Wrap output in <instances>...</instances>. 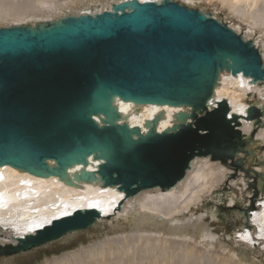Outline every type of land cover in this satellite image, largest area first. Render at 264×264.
Instances as JSON below:
<instances>
[{
	"label": "water",
	"instance_id": "95a60500",
	"mask_svg": "<svg viewBox=\"0 0 264 264\" xmlns=\"http://www.w3.org/2000/svg\"><path fill=\"white\" fill-rule=\"evenodd\" d=\"M222 71L264 82V62L252 40L210 12L175 0H123L94 14L0 27V166L57 176L69 185L115 186L125 199L174 187L195 157H208L230 170L212 192L217 220L233 209L247 219L264 198V170L252 168L259 160L253 148H263L255 133L264 109L252 103L233 114L220 100L209 110ZM116 98L187 111L174 114V125L161 132L159 113L144 122L143 132L122 120ZM240 119L252 123L249 133L238 129ZM90 156L101 161L96 171L86 168ZM76 164L82 168L70 177L68 168ZM240 172L248 202L225 207L229 180ZM97 212L76 209L52 219L15 238L16 244H0V256L30 253L85 231Z\"/></svg>",
	"mask_w": 264,
	"mask_h": 264
},
{
	"label": "bare ground",
	"instance_id": "6f19581e",
	"mask_svg": "<svg viewBox=\"0 0 264 264\" xmlns=\"http://www.w3.org/2000/svg\"><path fill=\"white\" fill-rule=\"evenodd\" d=\"M121 1L123 0H0V27L34 25L70 14H94L109 10L111 4ZM175 1L204 12L209 11L202 8V1L212 4L218 2L240 18L247 17L252 25H249L250 27L244 33L232 24L228 26L242 34L245 39L252 40L264 62V43L260 45V41L249 38L254 30L253 25L264 30V0ZM210 13L214 18L219 19L217 13ZM220 100L227 101L230 113L233 114L244 112L245 108L252 103L264 109V82L253 84L248 77L241 74L233 76L230 72L222 71L214 90L213 101L209 102V110L215 108L216 102ZM115 102L123 116L122 120H126L129 126H139L143 132H146L144 122L159 113L163 115L157 124V131L161 132L162 128L165 130L174 125V114L187 111V108L183 106L137 105L120 101L118 98ZM262 122L263 125L255 133L258 145L263 146L262 152L261 148L254 147L255 143L249 145L259 150L257 152L259 160H256L258 164L252 165L257 172L264 170V163H262L264 115ZM251 124L250 121L240 119L238 129L247 134L252 128ZM165 125L167 127H164ZM100 162L90 156L86 165L87 170L96 171ZM52 163L49 161V164ZM246 164L250 166V160L247 159ZM223 166L220 162L211 161L208 157H195L185 177L174 187L167 190L144 189L125 199H123L124 193L118 191L115 186H101L98 182L83 180L78 183V186L69 185L57 176H35L9 165L0 166V244H16L15 238L35 233L34 230L29 231V229H35L36 224L45 225L52 219L67 216L62 213L73 214L76 209L89 208L97 209V213L101 214L96 220H103L112 215H124L130 225L119 234H106L98 241L81 245L73 251L64 252L52 259H44V264H129L134 260L137 263V260L144 259L154 263L174 264L171 261L175 258L180 264H188L192 261H202V264L204 261H206L205 264H258V261L253 259L248 262L249 259L239 257L233 249H226L220 245L218 238L216 239L215 235L209 232L207 224L203 222V214L196 216L190 211L191 205L201 201L215 187L222 184L223 178L226 179L227 167L223 168ZM81 168V164L69 167L68 175L72 177ZM229 192L234 196L232 190ZM232 199L230 202L233 204ZM124 202L127 206L121 205V208L116 211L119 208L118 203ZM257 202V207L250 208L252 213L247 216L246 224L233 231L232 237L237 243H244L243 245L254 248L264 257V198L258 199ZM90 204L95 207H89ZM202 206H208V204L204 202ZM230 212L236 214V210H230ZM210 215L217 220L215 210L211 211ZM222 216L226 218L224 214ZM197 246L202 249H197Z\"/></svg>",
	"mask_w": 264,
	"mask_h": 264
},
{
	"label": "rangeland",
	"instance_id": "374dc122",
	"mask_svg": "<svg viewBox=\"0 0 264 264\" xmlns=\"http://www.w3.org/2000/svg\"><path fill=\"white\" fill-rule=\"evenodd\" d=\"M203 2V3H202ZM202 8H205V10L209 12H214L217 13L218 18L227 24H232L234 27L236 26L241 32H246L247 29L250 27L249 25L251 24V20H249L247 17L240 18L237 14H235L233 11L230 12L231 10L225 8L222 6L220 3H208L205 1H202ZM256 27V28H255ZM253 32L252 35L249 38H252L256 41H260L261 43H264V30L262 28H259L255 25H253ZM262 29V30H260ZM253 150H256V155L257 152L259 151L258 148H253ZM261 152L263 149H260ZM250 158H248V161ZM223 165V164H222ZM223 168H226L223 166ZM230 170L229 168H226V173H229ZM240 176L236 177L233 181V179H230L229 183L230 186L234 184V186L231 188L232 192H234V196L228 192L226 194V201L223 203L224 206H231L234 207V203L230 202L231 198L232 200H241L243 204H247L248 199L247 196H250V193L246 190V185L244 183L243 178L241 177L242 172L239 174ZM226 176V175H225ZM242 178V179H241ZM222 184H219L217 187H215L213 190H217L222 187L224 183V178L221 181ZM234 182V183H233ZM212 190V191H213ZM212 191L204 196L201 201L197 202L196 204L191 205L190 211L194 212L196 216H199L200 214H203L202 220L204 223L207 224V227L209 229V232L214 234L216 239L219 241L220 245L224 246L226 249H233L236 253H238L239 257H244L246 259H249L248 262L252 261L253 259L255 261H258V264H264V257H262L254 248H250L246 245L237 243L234 239L233 236V231L236 229L241 228L242 225L246 224L248 218L242 216L240 211L236 210V215L234 212L225 211L224 218L222 221L216 220L211 217L210 213L211 211L215 210V205L218 203V198L214 196L212 198ZM248 192V193H247ZM208 196H210V200H208ZM208 204V206H202V204ZM122 206H127L126 202L122 203ZM121 207H119L116 211H118ZM201 208V209H200ZM192 209V210H191ZM234 210V209H233ZM205 214V215H204ZM130 222L127 221V219L124 217V215H112L110 217H107L103 220H96L95 224L91 226L89 229L85 231H80L73 233L72 235H69L59 241L53 242L47 246L41 247L39 249H36L30 253L26 254H19V255H14V256H0V264H44L46 259H52L54 256L61 255L64 252L67 251H73L74 249H77L81 247V245H88L89 243H92L94 241H98L99 239H102L107 235H113V234H119L124 230V228L129 227ZM122 228V229H121ZM220 239V240H219ZM197 249H202L201 247L197 246ZM211 255V253H210ZM45 259V260H44ZM214 259V258H212ZM257 259V260H256ZM145 260L147 263L145 262ZM215 260V259H214ZM136 260L132 261L135 262ZM144 261V262H143ZM137 260V263L135 262L134 264H165L164 262H158L154 263L153 261L149 259H144V260ZM140 262V263H139ZM174 264H180L177 258L173 259L171 261ZM178 262V263H177ZM206 261L203 262L205 264ZM129 263V264H130ZM202 264L201 262H190L188 264ZM121 264H128V263H121Z\"/></svg>",
	"mask_w": 264,
	"mask_h": 264
},
{
	"label": "snow or ice",
	"instance_id": "6c2138e0",
	"mask_svg": "<svg viewBox=\"0 0 264 264\" xmlns=\"http://www.w3.org/2000/svg\"><path fill=\"white\" fill-rule=\"evenodd\" d=\"M164 127H167V125H165ZM164 128L161 129V131H163ZM89 207H95V205H92L90 204ZM62 215H69V213L65 212V213H62ZM48 223H51V221H48ZM44 225L43 224H36L35 225V228H41L43 227ZM34 229L30 228L29 231H33Z\"/></svg>",
	"mask_w": 264,
	"mask_h": 264
}]
</instances>
